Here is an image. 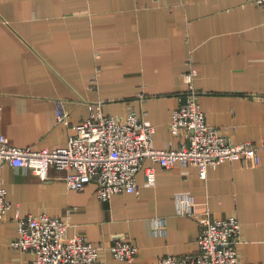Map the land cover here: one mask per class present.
Instances as JSON below:
<instances>
[{"label": "crops", "instance_id": "0c3cea01", "mask_svg": "<svg viewBox=\"0 0 264 264\" xmlns=\"http://www.w3.org/2000/svg\"><path fill=\"white\" fill-rule=\"evenodd\" d=\"M192 85L207 123L232 142L264 144V15L254 0H0V136L13 146L59 148L90 105L122 121L131 109L154 127V148L178 147L170 114ZM61 101L69 125L55 116ZM256 163L170 170L144 160L138 194L96 197V185L66 188L63 172L50 180L4 165L0 186L12 207L0 221V264H32L16 251L15 218L46 214L67 222L66 238L82 235L100 248V264H158L198 249L199 225L178 214L177 195L197 212L235 215L243 264H264V149ZM155 166L153 186L144 169ZM160 221L162 232H155ZM137 246L134 261H117L116 240Z\"/></svg>", "mask_w": 264, "mask_h": 264}, {"label": "built area", "instance_id": "2783aa9c", "mask_svg": "<svg viewBox=\"0 0 264 264\" xmlns=\"http://www.w3.org/2000/svg\"><path fill=\"white\" fill-rule=\"evenodd\" d=\"M264 15V0H254ZM194 72L186 75L188 88L179 97V105L170 114V133L184 135L178 147L154 148V127L141 120L135 109L128 111L124 120L102 113L99 105H90L89 117L71 126L67 143L59 148L34 149L11 145L0 136V170L4 165L20 168L42 181L50 180V170L63 172L67 190L82 191L86 185H96L98 200L109 201L120 193L138 194L136 178L144 160L170 170L174 164L193 166L204 180L208 167L225 162L250 160L256 163L258 151L264 144L232 142L218 128L207 123L197 102V90L192 85ZM55 116L58 123L69 125V114L59 101ZM144 169L145 184L153 186L155 166ZM6 189L0 186V221L7 218L12 205ZM177 212L194 217L199 225L198 249L190 255L165 256L158 264H243L237 252L241 242V224L235 215L223 219L213 217L208 209L197 212L192 198L177 195ZM156 222V221H154ZM17 236L11 245L14 250L33 254L32 264H100V248L93 246L82 235L66 238L65 219L46 214L15 218ZM155 223V232L163 226ZM109 252L117 261L132 262L138 254L137 246L116 240Z\"/></svg>", "mask_w": 264, "mask_h": 264}]
</instances>
